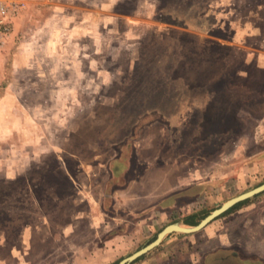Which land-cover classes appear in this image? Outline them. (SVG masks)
Listing matches in <instances>:
<instances>
[{
  "label": "rangeland",
  "instance_id": "obj_1",
  "mask_svg": "<svg viewBox=\"0 0 264 264\" xmlns=\"http://www.w3.org/2000/svg\"><path fill=\"white\" fill-rule=\"evenodd\" d=\"M0 126V264H118L264 183V0H27ZM128 264H264V191Z\"/></svg>",
  "mask_w": 264,
  "mask_h": 264
},
{
  "label": "water",
  "instance_id": "obj_2",
  "mask_svg": "<svg viewBox=\"0 0 264 264\" xmlns=\"http://www.w3.org/2000/svg\"><path fill=\"white\" fill-rule=\"evenodd\" d=\"M264 191V183L260 184L259 186H256L255 188L246 191L244 193H241L226 202H224L220 207L214 209L211 213L206 215L203 219H201L197 224L192 225L190 227H183L180 224L173 223L165 226L161 231L158 232L156 238L150 242L149 244L143 246L142 248L138 249L137 251L133 252L131 255L123 258L118 264H128L135 259L139 258L149 250L153 249L156 247L161 239L167 235L168 233L172 231H178V232H183V233H192L199 231L202 229L204 226H206L209 222H211L213 219H215L217 216L222 214L225 210L228 208L232 207L233 205L237 204L238 202H241L249 197H252L260 192Z\"/></svg>",
  "mask_w": 264,
  "mask_h": 264
},
{
  "label": "built area",
  "instance_id": "obj_3",
  "mask_svg": "<svg viewBox=\"0 0 264 264\" xmlns=\"http://www.w3.org/2000/svg\"><path fill=\"white\" fill-rule=\"evenodd\" d=\"M27 0H0V49L7 41L14 18L26 6Z\"/></svg>",
  "mask_w": 264,
  "mask_h": 264
},
{
  "label": "trees",
  "instance_id": "obj_4",
  "mask_svg": "<svg viewBox=\"0 0 264 264\" xmlns=\"http://www.w3.org/2000/svg\"><path fill=\"white\" fill-rule=\"evenodd\" d=\"M242 202H243V201L238 202V203L235 204L234 206H236V205H238V204H240V203H242ZM234 206H232V207H234ZM232 207L228 208V209L225 210L224 212L228 211V210L231 209ZM224 212H223V213H224ZM220 215H221V214H220ZM184 222H185L186 224H189V225H195V224L198 223V222H195V221L191 220V218H187V219H185ZM140 257H141V256H140Z\"/></svg>",
  "mask_w": 264,
  "mask_h": 264
},
{
  "label": "crops",
  "instance_id": "obj_5",
  "mask_svg": "<svg viewBox=\"0 0 264 264\" xmlns=\"http://www.w3.org/2000/svg\"><path fill=\"white\" fill-rule=\"evenodd\" d=\"M8 132H4L3 126H0V138L4 139L8 134Z\"/></svg>",
  "mask_w": 264,
  "mask_h": 264
}]
</instances>
